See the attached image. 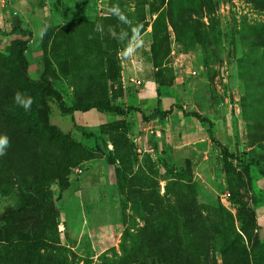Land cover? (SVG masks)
I'll return each instance as SVG.
<instances>
[{"label": "rangeland", "instance_id": "obj_1", "mask_svg": "<svg viewBox=\"0 0 264 264\" xmlns=\"http://www.w3.org/2000/svg\"><path fill=\"white\" fill-rule=\"evenodd\" d=\"M13 1H0V10ZM30 4L38 12L30 14L31 28L20 17L21 31L35 33L24 53L28 78L49 80L67 106L138 112L62 116L20 75L15 45L27 35L0 30V134L10 138L0 156V215L11 213L0 224V264H12L9 246L29 227L34 232L24 240L42 245L54 224L68 264H264L254 222L264 204V0H57L47 23L42 0ZM116 4L143 25L145 46L128 59L118 55L124 43L108 32L131 34L108 14ZM17 91L33 98L29 112L14 103ZM171 105L212 123L213 137L231 155L228 168L207 124L177 110L152 117ZM43 127L59 135L69 157L62 181L48 188L54 223L52 207L30 211L25 201L32 171L24 187L18 181L25 172L8 178L7 170L17 145H38Z\"/></svg>", "mask_w": 264, "mask_h": 264}, {"label": "trees", "instance_id": "obj_2", "mask_svg": "<svg viewBox=\"0 0 264 264\" xmlns=\"http://www.w3.org/2000/svg\"><path fill=\"white\" fill-rule=\"evenodd\" d=\"M22 28L19 27H12L9 31L10 33H19V35L26 34L27 38L21 39L16 43V62L17 68L20 72L22 79L34 87L43 97L51 98L56 105L57 110L62 116L73 114V113H87L90 111L96 112H104L109 114H115L117 116H125L127 113L132 111H137L138 109L128 107L125 110L121 107L115 106L113 104H105V103H84V104H77L74 106H67L61 93L52 87L49 80L45 78H41L38 81H33L28 78L27 76V69L28 63L26 57L24 55L27 44L32 38V32L29 31L24 33L21 31ZM174 110H177L182 113L183 116L192 117L196 121L201 124H207L206 133L209 136L213 145L220 149V156L223 168H228V159L231 157L228 150L223 147L217 139H215L212 135V123L205 117H202L198 113L194 112H185L183 108L179 105H171L168 110L166 111H156L152 114V117L158 118H166L170 115ZM146 119V118H145ZM2 127V126H1ZM42 135V136H40ZM37 133V144L40 145L39 150L36 149L38 145L29 146L26 139L22 140L16 147L17 152L13 153L8 170V178H14L11 176L14 174L16 170L25 172L23 179L18 181L19 184L28 185L25 181V177L28 176V171H32L34 174V179L31 181V188L26 187L30 190L31 195L25 201H27L28 205H30L31 210L33 211L34 208H42L45 205L49 208L52 207L50 210L52 212V221L55 222L56 212L54 210L53 205L51 204V193L49 191V186L55 182L62 181L64 175L67 173V165L69 163L68 157V150L65 143L60 140V137L55 132H52L50 129L43 127L41 134ZM14 145V142H13ZM46 150H50L48 153ZM22 155L25 157L22 159ZM46 159V161H42ZM27 160L28 163H24L23 161ZM259 174L262 178H264V170H259ZM7 179V178H6ZM5 179V180H6ZM7 182V181H5ZM10 183V182H9ZM43 186H46V192L43 191ZM25 187V186H24ZM44 206V207H43ZM47 209V208H46ZM23 211H28L25 208ZM22 210H17V214L21 215L23 212ZM11 216L9 211L0 215V224H6L7 218ZM254 222L255 221V213H254ZM21 224L26 226L25 221L21 219ZM53 229V238L48 240V243L42 245H34L32 243H27L24 240V237L29 232H34L31 227H29L28 232L26 235H22L15 241V243L9 246V251L12 254L11 263L12 264H68V260L66 257H69V251L59 245L58 235L56 234V224ZM151 228L152 225H146L145 229ZM38 233V230H37ZM6 234L4 235V237ZM11 239L7 238L5 241L7 243L10 242ZM150 241H148L149 243ZM158 264H170L167 259L161 258L158 261Z\"/></svg>", "mask_w": 264, "mask_h": 264}, {"label": "clouds", "instance_id": "obj_3", "mask_svg": "<svg viewBox=\"0 0 264 264\" xmlns=\"http://www.w3.org/2000/svg\"><path fill=\"white\" fill-rule=\"evenodd\" d=\"M108 14L116 17L122 24L128 25L130 27V35L128 31L121 30L117 33L111 26L108 28L109 34L119 40L121 43H124V47L119 51L118 55L124 59H128L136 55L139 49L145 46V40L142 35V24H133V21L128 18L125 12L121 9V7L116 4L111 6L108 9ZM95 31L103 32L104 26L101 24H97L95 27ZM47 32V25L43 26L38 36L42 39L43 36ZM92 38V37H90ZM126 42V43H125ZM14 103L22 107L25 112H29L31 110V106L34 103V100L31 96L26 93H22L17 91L13 97ZM10 147V138L7 134H0V156L6 155L7 149Z\"/></svg>", "mask_w": 264, "mask_h": 264}, {"label": "crops", "instance_id": "obj_4", "mask_svg": "<svg viewBox=\"0 0 264 264\" xmlns=\"http://www.w3.org/2000/svg\"><path fill=\"white\" fill-rule=\"evenodd\" d=\"M56 1L57 0H42V4L39 7L38 11L39 12L42 11V13L44 14V18H43L44 23H47L48 21L51 20V16L54 13V11L56 10V8H55V2ZM32 2H33V0H18L16 2L13 1L7 9L0 10V18H2V19H0V21L2 20L1 22H3V26L0 25V30L7 31V28H5L6 26L9 27L10 29L12 27H19L21 25V22H20L21 15L25 19L24 23L28 24L30 27V24H29L30 14L33 12V10H34L33 16L36 13H38L36 11L35 7L32 6V4H30ZM6 12L9 15L6 14ZM16 17L18 18V21H17ZM36 18L40 19V15H37ZM30 30L32 32V35L35 37V33L32 31V29H30ZM258 182H259L258 186L264 192V178H262ZM255 221H256L257 234L261 239H264V204L256 207V209H255Z\"/></svg>", "mask_w": 264, "mask_h": 264}, {"label": "built area", "instance_id": "obj_5", "mask_svg": "<svg viewBox=\"0 0 264 264\" xmlns=\"http://www.w3.org/2000/svg\"><path fill=\"white\" fill-rule=\"evenodd\" d=\"M1 2H3L4 0H0Z\"/></svg>", "mask_w": 264, "mask_h": 264}]
</instances>
